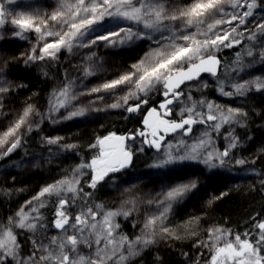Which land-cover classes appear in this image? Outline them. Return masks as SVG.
Returning <instances> with one entry per match:
<instances>
[{"label": "snow or ice", "instance_id": "snow-or-ice-1", "mask_svg": "<svg viewBox=\"0 0 264 264\" xmlns=\"http://www.w3.org/2000/svg\"><path fill=\"white\" fill-rule=\"evenodd\" d=\"M7 2L13 3L14 0ZM256 7V0H191L185 5H173L171 0H56L51 12L20 14L8 21L18 29L14 33L17 37L23 39L24 33L34 32L37 44L42 45H33L25 63L55 60L62 50L71 53L76 48L91 49L101 41L107 46H117L147 40L150 47L139 61L130 66V70L92 87L86 93L77 90L76 81L69 75L66 82L54 90L47 114L36 111L31 104L27 105L16 120L0 131V159L22 147L25 136L34 127H39L33 121V115L43 120L61 109L69 110L64 119L85 115V107H75V102L82 95L114 93L117 89L126 88L125 94L118 96L108 107L126 108L128 113L140 111L158 86L163 88L161 94L164 99L158 109L148 110L142 121L144 130H137L127 137L110 133L97 138L90 147L99 146L100 151L90 162H81L71 173L43 186L35 196L25 201L14 216L0 222V264H129L155 243L157 235H173L165 221L173 204L196 187L194 181L177 182L146 200L133 196L113 210L103 203L93 202L94 192L85 191L82 186L83 170H90L87 187L95 190L110 173L119 172L131 162L133 151L126 145V140H135L139 136L144 138V144L160 151L164 140L161 132L165 135L182 132L183 136H189L194 125L203 124L219 133L224 125L239 123V117H246L247 113L240 108H225L204 97L195 99L192 92L193 89L201 91L208 87L201 79L202 73H209L217 79L218 91L225 97H243L252 90H264V78L261 77L222 79L219 74L221 60L216 55L223 48L243 45V52L237 53L231 71L237 75L244 71L247 65L243 58L254 56V49L244 44V40L256 41L258 36H264V22H255L253 30L247 27L248 18L253 16ZM5 16L4 4L0 3V26L6 24ZM106 18L116 22V26L100 32L98 26ZM120 21L127 22L126 26H120ZM95 56V52L85 54L83 64L77 66L83 77L93 76L102 70L103 65ZM259 57L264 61V44L260 46ZM225 74L229 75L227 70ZM10 88L11 85L0 75V95ZM130 101L135 103L130 104ZM173 105L179 106L178 121L167 118L173 115ZM227 138L229 144L222 152L214 147L209 150L213 142L205 129L191 144L183 139L176 145L168 144L164 158L158 159L152 167L165 168L185 160L202 162L209 167L217 166L214 161L223 165L238 143L231 131ZM59 139L48 138L46 143L56 144ZM65 147L71 149L75 146ZM180 149H183L182 153ZM236 163L244 164L245 161L237 160ZM49 197H56L51 222L56 233L52 235H48L49 224L41 211L47 207ZM138 203L155 204L158 212L147 214L140 234L130 237L118 231L120 225L116 218L131 216L138 210ZM256 227L259 233L254 241L242 239L239 234L229 239L230 232L217 228L210 230L208 241L198 243L209 248V264H264V222ZM17 229L32 234L28 236L31 250L27 254L22 250ZM84 248L88 251H83Z\"/></svg>", "mask_w": 264, "mask_h": 264}, {"label": "trees", "instance_id": "trees-1", "mask_svg": "<svg viewBox=\"0 0 264 264\" xmlns=\"http://www.w3.org/2000/svg\"><path fill=\"white\" fill-rule=\"evenodd\" d=\"M190 1L178 0L177 4L185 5ZM1 2L5 4L6 0H0ZM256 2L257 7L253 9V13L264 10V0H256ZM55 4L56 0H16L10 7L7 6L8 9H5L6 24L0 26V75L7 80L11 88L7 93L0 95V104H2L0 131L5 130L10 122L16 120L29 104L33 105L36 111L47 114L54 90L61 87L69 75L76 81L77 90L86 93L92 87L117 78L120 74L130 70V66L139 61L149 50L150 42L141 45L137 43L131 51L129 47L132 43L107 46L105 42L101 41L93 45L91 49L76 48L71 53L62 50L55 60L46 59L25 63L27 54L33 45L35 44L37 47L42 45L37 44V36L34 32H27L31 35V43L25 47L20 46L17 43V36L14 34L18 29L13 28L8 21L13 16L20 14L35 11L51 12ZM119 23L122 26V22ZM113 25L108 27L103 21L98 27L100 32H105L115 28L116 24ZM259 37L252 43H249L247 39L243 43L251 47L256 45L255 48L260 47L263 41H259L261 40L258 39ZM92 52H95V59L103 65V68L95 75L85 78L77 66L83 64L85 54ZM238 52H243V45L224 48L216 53L221 60L219 73L221 78L237 79L244 74L254 77L258 73L259 77L264 78L262 70L264 61L255 54L253 57L245 56L243 58L247 65L243 72H240L239 75L232 72L233 62L236 60ZM225 70L229 75L225 74ZM213 80H216L217 84V79ZM121 93L123 92L117 89L114 93L100 92L80 96L77 101H82L85 104L97 97H103L100 99V107L103 110L97 107L92 109L85 107L87 109L85 114L94 113L92 117L67 128L52 124L57 121L56 119L53 122V119L56 118L54 115L63 109L43 120L33 115L32 119L39 124V127H34L33 131L25 136L22 147L8 157L0 159V222H6L8 217L14 216L25 204V201L35 196L43 186L71 173L72 169L81 162H90L97 148L90 146L96 143L97 138H102L110 133L128 136L138 130L141 125L140 114L130 115L125 111L108 107L115 102L118 96L122 95ZM161 93V86H158L157 90L148 97V103L156 104ZM223 100H229V97L223 96ZM246 104L247 116L243 121L238 125L231 124L225 127L218 134L224 137L225 142L229 141L227 138L229 131L233 132L237 138L236 147L231 149L232 163H229V166L232 164L230 167L233 170L246 172L244 176H248L247 172H254L256 178L261 177L263 183L257 184L255 177H252L249 182H247L248 180L243 181L245 178L236 186H232V181L224 180L217 173H209L207 177L200 180L196 191L173 204L169 212L168 223L173 235H157L155 243L143 250L141 255L132 259L129 264H208L210 255L207 250H202L201 244L198 242L205 241L209 227L222 228L230 232L231 237L243 233L253 235L254 231L256 233L253 228L257 223L264 221V90L257 91ZM63 120L65 121V119ZM57 137L61 139L56 144L46 143L48 138ZM211 138L212 142H215L216 138H213L212 135ZM220 140H218L217 149L222 150V139L220 138ZM139 143H141L140 140ZM67 145L75 147L66 149ZM140 145L136 146V150H134L133 165L125 171L109 175L95 190L87 187L90 179L89 169L83 170L85 176L82 178V186L85 191L94 192L91 198L93 202L103 203L107 208L114 210L120 201L117 197L116 187L122 186L131 191L152 189L160 192L162 189L172 186L170 178L178 180L181 178L179 171L188 168V165L179 162L175 169L157 168L158 170L153 173L151 170L153 168L152 155L158 153L146 150L143 143ZM237 160H244L245 163L237 164ZM21 161L32 164L41 161V168L38 170L37 167H34L37 170L35 173L27 167L18 169L16 166L21 164ZM143 168H149L152 174L160 177L162 181L159 183V187H156V183L152 180L153 177L128 181L127 176L137 173ZM169 173H174V175ZM190 176L195 177L191 174ZM55 201L56 197H49L47 207L41 209L49 224L48 235L56 233V230L51 227L56 209ZM143 217H146V214L142 211H135L127 218L117 217V223L120 225L118 231L130 237L139 235L143 225L142 221H144ZM16 231L20 233L18 239L22 250L27 254L31 250L28 236L32 234L19 229ZM245 237L252 239L249 235ZM83 251L87 252L88 249L84 248Z\"/></svg>", "mask_w": 264, "mask_h": 264}, {"label": "rangeland", "instance_id": "rangeland-1", "mask_svg": "<svg viewBox=\"0 0 264 264\" xmlns=\"http://www.w3.org/2000/svg\"><path fill=\"white\" fill-rule=\"evenodd\" d=\"M14 1H16V0H14ZM177 1L178 0H171V3L173 5H178L177 3H179V2H177ZM11 4L12 3L8 4V2L6 0V3L4 4L5 9H8L7 6L10 7ZM228 10L231 11V9H228ZM262 18H264V10H261V11H259L257 13L256 12L253 13V16H251V17L248 18V21H249L248 24H247L248 28L251 29V30H253V27H254V23L255 22H257V21L264 22V20H262ZM120 22H122L121 23L122 26H126V24H127V22H124V21H120ZM104 24L107 25L108 27H110V26H114L113 24H116V22L112 21L110 18H107L104 21ZM225 27H227V25H225ZM157 36H158V34H157ZM258 39H261L259 41H263L262 44H264V36H260ZM248 42L249 43H252V41L251 42L248 41ZM17 43L20 46H24V47L27 46V45H29L31 43V35L28 34L27 32L24 33V38L23 39L20 38V37H17ZM137 43L139 45H141L143 43H145V44L146 43H149V41H147V40L136 41V42L130 44V47H129L130 49L129 50L132 51L133 48H135V45ZM255 47H256V45H255ZM255 47H252L254 49V54L255 55H259L260 47H257V48H255ZM262 70L264 71V68L263 67H262ZM222 74H224V73H222ZM255 77H259V73H258L257 76L255 74L254 77H252V76H245V74L241 76V78H243L244 80L252 79V78H255ZM201 79H202V81H204V82H206L208 84V87L202 89L201 91H196L195 89H193V92H192L193 97L195 99H200L201 97H204L207 100L214 101L216 104L223 105L225 108H227V107L240 108V109H242L245 112V110H247V107H246L247 104H246V102L249 100L250 97H252L255 93H257V91L252 90L249 93H247L248 95H245V98H244V96L243 97H241V96H233V97H229V100H225L224 101L223 100V96L220 95V93L218 91L217 84H216V80H213V79H215V77L211 76L210 74H206L204 76H201ZM239 79L240 78L233 79V80H239ZM192 83H195V82H192ZM183 87H185V86H183ZM161 89L163 91L162 86H161ZM124 90H125V92L127 91L126 88L120 89V92H123V93H121L122 95H120V96H123V94H125ZM91 102L92 103L89 102V103H86L85 104L82 101L81 102L80 101L79 102L77 101V103H75V107H81V106H83V107H89L91 109L97 107L98 109L99 108L102 109V107H100V104H101L100 99H96L95 98V99L91 100ZM130 102H132V103H130ZM130 102H129L130 104H134L135 103V101H130ZM144 106H142V107H144ZM172 107H173V115H171V116H169L167 118L178 121L180 119V116L178 114L179 113V106L173 105ZM118 110H122V111H125L126 113H128L126 111V108H122V109L121 108H118ZM68 111H69L68 109H63L58 114H55L54 117H56V118L53 119V122L56 119H57V121L54 122V123H52V124H55V125L58 124V126L67 128L70 125H76V124L82 123L85 119H89L94 114V113L93 114H85V115L80 116V117H74L72 119H65V121H64L63 119L68 114ZM238 119H239V123H241L243 121L244 117H239ZM58 120H60L61 122H59ZM209 123H211V122H209ZM239 123H233V124H235V125L237 124L238 125ZM227 126H230V125H224L221 128V130H223ZM205 129H207L209 131L210 136L212 135L213 138H216L215 142L212 143V145L210 146V149L209 150H211V148L214 147L217 151H221L222 152L228 146V142L229 141L227 140L225 142L224 137H222L221 135H219L217 132L213 131L211 128H208V125H203L202 124V125H198V126H193V132L189 136H183L182 132H177V133L173 134L172 136H170L168 138V140L164 144H162V148H161L160 151H154V153H158V154L157 155H154V156L152 155V162L151 163L154 164L155 162L158 161V159H163L164 158V151L167 148V145L168 144L176 145L177 142H178V140H180V139H183L187 143L191 144L193 142V140L195 138L199 137L201 135V133ZM119 136H121V135H119ZM220 138L222 139V144H223L222 145L223 146L222 150L217 149V145H219V141H221ZM126 142L128 143V140H126ZM141 143H139V140L136 138L133 142H129L128 143V146H130L131 149L134 151V150H136V146L138 147ZM150 147H152V146H150ZM99 151H100L99 146H97L96 151L93 154L92 158L95 155H98L99 154ZM173 151L175 152L176 149L174 148ZM180 152L182 153L183 152V149H180ZM230 153H231V151H230ZM134 154H135V151H134ZM230 156H231V154H229V156L225 158V163L223 165H220L218 161H214V163L217 164L216 167H209L208 165H206V164H204L202 162H198V161L185 160V161H178V162H176V163H174L172 165H169V166H167L165 168H161V169H164V170L167 169V168H169V169L174 168L175 169V168L178 167L177 165L179 164V162L188 165V168H184V170L179 171L181 173V176H180L181 178H179L178 180L173 179V178H170L171 185H174L177 182L189 183V182H193L194 181L196 183V187L193 188L188 193H186L185 196H187V195L193 193L194 191H196V189L200 185V182H201L200 180L204 179L203 177H207L209 175V173H213V174L217 173L224 180L232 181V183H231L232 186H236L239 182L242 181V179H245V178L246 179L243 180V181H247L248 180L247 182H249V181H251L250 179L252 177L253 178L255 177L257 184H262L263 183V180L261 179V177L260 178H256V174L254 172H251V171L250 172H247V175L248 176H244V175H246V172H240L238 170L237 171L233 170L231 168L232 167V164H230L231 167L229 166V163H232V161H231L232 159H230L231 158ZM16 167L18 169H21V168L25 169V167H27V169L29 168L30 170H33V172L35 173V172H37V170L34 167H37V169L38 168H41V161H36L34 164L28 163V162H26V163L24 162L22 164H19V166H16ZM127 168H129V167H127ZM121 170H123V169H121ZM121 170L119 172H121ZM151 170L153 171V173H155L156 170H158V169L155 168V167H153V168H151ZM116 173H118V172H116ZM89 174H90V170H89ZM111 174H114V173H110L109 175H111ZM190 174L191 175H194L195 177L190 176ZM170 175H174V173H171ZM150 177H153V179H152L153 182L156 183V187H159L158 185H159V183L162 180L160 179V177L158 175L152 174V172L149 170V168L148 169H144L143 168L140 171H138L137 173L130 174L129 176H127V179H128V181H133V180H141L143 178L144 179L145 178L147 179V178H150ZM256 182H255V184H256ZM116 190H117L116 193H117L118 200H120L117 203V208L121 205V203L124 200H127V199H129V198H131L133 196H136V197H139L140 199L146 200L147 198H149L150 196H154L158 192L157 190L156 191L155 190L153 191L152 189L151 190L150 189L149 190L142 189V190H137V191H131V190L125 191L126 188L125 187H122V186L116 187ZM184 197L181 200H183ZM137 209H138L137 211H142V213H145L146 215L148 213H150V212L151 213H157L158 212V209H157L156 205L154 207V204L148 205L147 203H138L137 204ZM148 210H149V212H148ZM144 219H145V217H143V220ZM169 219H170V217L168 216V220L165 221V223H166L167 226H168V223H169ZM142 223H143V221H142ZM256 225H255V228H253L254 230H256V233L254 231V234L253 235H251V234L249 235L254 240L258 237V233H259V229L256 227ZM214 229H217V228L216 227H211V228L209 227L207 229V233H206L205 241L204 242H206V241L209 240V232H210V230H214ZM219 229H222V228H219ZM244 234L245 233H243L241 235L242 238L245 237ZM234 236L235 235H233L231 237V235H229L228 238L229 239H234ZM247 239H249V238H247ZM252 239H249V240L252 241ZM201 248H202V250H207L208 254L210 255V257H209L208 260L210 261V259H211V252H210L209 248H206V247H203V246H201ZM197 262H198V260H197Z\"/></svg>", "mask_w": 264, "mask_h": 264}, {"label": "flooded vegetation", "instance_id": "flooded-vegetation-1", "mask_svg": "<svg viewBox=\"0 0 264 264\" xmlns=\"http://www.w3.org/2000/svg\"><path fill=\"white\" fill-rule=\"evenodd\" d=\"M183 87V86H182ZM163 99H164V97L161 95V97H160V99L158 100V102L156 103V104H154V105H152V104H150V103H147L144 107H142L141 109H140V111H138V112H135V113H128V114H136V115H141V125H140V127L138 128V130H144V126H143V123H142V121L144 120V117L147 115V112H148V110L150 109V108H153V107H156L157 109L159 108V104H160V102H162L163 101ZM145 113V114H144ZM138 140H142L141 142L143 143V139L144 138H142V137H139V136H137L136 137ZM168 138L169 137H167L164 141H163V143L162 144H164L167 140H168ZM134 140H128V143L129 142H133ZM128 143L126 142V145L128 146ZM143 146H144V148L146 149V150H148V151H155L154 150V147H150V145H148V144H144L143 143ZM133 151V150H132ZM134 157H135V154H134V151H133V163H134ZM133 165V164H132ZM128 169V168H127ZM126 168L125 169H123V170H121V172L122 171H125V170H127ZM264 222V221H263Z\"/></svg>", "mask_w": 264, "mask_h": 264}, {"label": "water", "instance_id": "water-1", "mask_svg": "<svg viewBox=\"0 0 264 264\" xmlns=\"http://www.w3.org/2000/svg\"><path fill=\"white\" fill-rule=\"evenodd\" d=\"M206 74H209V73H202L201 76H204V75H206ZM143 106H144V105H143ZM198 125H202V124H197V125H194V126H198ZM173 134H175V133H169V134H167V135H165L163 132L160 133V135H164V140H165L167 137L172 136ZM117 136H119V135H117ZM164 140H163V141H164ZM163 141H161V144L163 143ZM125 143H126V141H125ZM154 150L157 151V149H156L155 147H154ZM132 163H133V155H132L131 162L128 164L127 167H130V166L132 165ZM127 167H125V168H127ZM125 168H123V169H125Z\"/></svg>", "mask_w": 264, "mask_h": 264}]
</instances>
